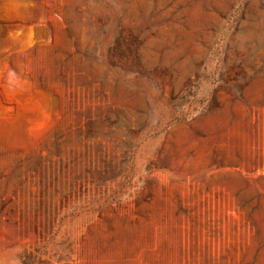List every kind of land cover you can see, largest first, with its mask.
Masks as SVG:
<instances>
[{"label": "rangeland", "instance_id": "1", "mask_svg": "<svg viewBox=\"0 0 264 264\" xmlns=\"http://www.w3.org/2000/svg\"><path fill=\"white\" fill-rule=\"evenodd\" d=\"M0 264H264V0H0Z\"/></svg>", "mask_w": 264, "mask_h": 264}]
</instances>
